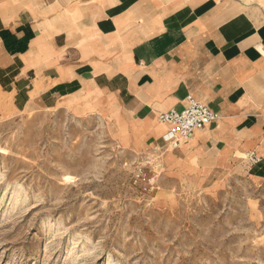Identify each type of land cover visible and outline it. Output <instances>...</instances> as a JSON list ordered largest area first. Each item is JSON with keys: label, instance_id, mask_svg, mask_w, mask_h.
I'll return each instance as SVG.
<instances>
[{"label": "crops", "instance_id": "crops-1", "mask_svg": "<svg viewBox=\"0 0 264 264\" xmlns=\"http://www.w3.org/2000/svg\"><path fill=\"white\" fill-rule=\"evenodd\" d=\"M0 33L17 110L98 118L123 150L264 188V0H0ZM187 96L218 120L167 149L158 115Z\"/></svg>", "mask_w": 264, "mask_h": 264}, {"label": "rangeland", "instance_id": "rangeland-1", "mask_svg": "<svg viewBox=\"0 0 264 264\" xmlns=\"http://www.w3.org/2000/svg\"><path fill=\"white\" fill-rule=\"evenodd\" d=\"M167 153L123 150L98 118L19 111L0 88V264H264V188Z\"/></svg>", "mask_w": 264, "mask_h": 264}, {"label": "built area", "instance_id": "built-area-1", "mask_svg": "<svg viewBox=\"0 0 264 264\" xmlns=\"http://www.w3.org/2000/svg\"><path fill=\"white\" fill-rule=\"evenodd\" d=\"M185 103L181 111L169 110L158 115L159 123L166 127L162 140L167 149H177L180 143L189 142L195 131H201L218 120L217 113L190 96L185 98ZM135 180L145 182L141 169L136 170Z\"/></svg>", "mask_w": 264, "mask_h": 264}, {"label": "trees", "instance_id": "trees-1", "mask_svg": "<svg viewBox=\"0 0 264 264\" xmlns=\"http://www.w3.org/2000/svg\"><path fill=\"white\" fill-rule=\"evenodd\" d=\"M0 37H1V38L3 39V41L5 42L6 37H5L4 33H0Z\"/></svg>", "mask_w": 264, "mask_h": 264}, {"label": "bare ground", "instance_id": "bare-ground-1", "mask_svg": "<svg viewBox=\"0 0 264 264\" xmlns=\"http://www.w3.org/2000/svg\"><path fill=\"white\" fill-rule=\"evenodd\" d=\"M164 135H165V134H164ZM164 135H163V136H164ZM191 140H192V139H191ZM191 140H190V141H191ZM190 141H189V142H190Z\"/></svg>", "mask_w": 264, "mask_h": 264}]
</instances>
